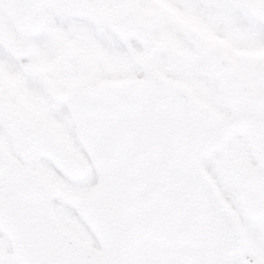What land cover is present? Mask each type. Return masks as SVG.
<instances>
[{"label": "snow or ice", "instance_id": "6c2138e0", "mask_svg": "<svg viewBox=\"0 0 264 264\" xmlns=\"http://www.w3.org/2000/svg\"><path fill=\"white\" fill-rule=\"evenodd\" d=\"M0 264H264V0H0Z\"/></svg>", "mask_w": 264, "mask_h": 264}]
</instances>
